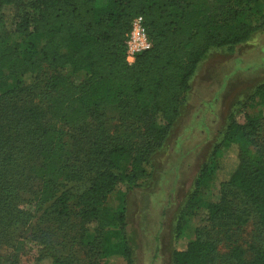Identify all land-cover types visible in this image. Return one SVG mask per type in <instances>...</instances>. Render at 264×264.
I'll use <instances>...</instances> for the list:
<instances>
[{
  "label": "trees",
  "instance_id": "16d2710c",
  "mask_svg": "<svg viewBox=\"0 0 264 264\" xmlns=\"http://www.w3.org/2000/svg\"><path fill=\"white\" fill-rule=\"evenodd\" d=\"M139 15L151 48L129 64L127 34ZM263 29L264 0H0V264L1 247L21 249L31 228L21 192L35 187L45 212L62 223L71 204L78 207L80 242L102 259L118 255L134 264L126 206L113 209L109 194L152 179L153 156L209 52ZM66 67L82 79L75 83L61 72ZM16 79L19 85L8 87ZM262 105L264 81L230 115L202 166L186 206L201 223L185 240L182 213L172 264H264ZM104 107H117L124 120L146 118L140 141L110 134ZM228 149L236 152L234 168L221 153ZM219 175L221 200H205ZM251 221V239L242 241ZM40 258L74 264L52 247Z\"/></svg>",
  "mask_w": 264,
  "mask_h": 264
},
{
  "label": "rangeland",
  "instance_id": "374dc122",
  "mask_svg": "<svg viewBox=\"0 0 264 264\" xmlns=\"http://www.w3.org/2000/svg\"><path fill=\"white\" fill-rule=\"evenodd\" d=\"M61 72L75 83L82 79V75L74 73L70 67ZM18 79L12 80L8 87L19 85ZM263 81L264 29L233 48H213L199 64L191 79V88L184 96L182 114L164 147L153 156L152 179L135 189L119 184L107 199L113 209L122 204L126 206L134 264H172L176 227L184 212L181 220L186 225L183 238L193 236L192 231L201 220L186 206L200 170L211 160L216 145L223 139L230 115L242 108ZM260 109L264 115V105ZM102 111L110 134L129 135L132 141H140L146 118L124 120L117 107H104ZM158 123L164 124L159 120ZM221 153L229 160L230 168L237 165L234 150H222ZM223 179L225 177L219 175L208 182L205 200H221ZM35 191L37 187L21 192L22 205L33 212V223L24 236L21 249L10 245L1 247L6 264H51L49 259L40 258L50 247L74 264H127L118 255L102 259L96 249L80 242L82 220L78 207L71 204L70 216L62 223L45 212L46 205L37 201ZM246 228L247 236L242 241L251 239L255 224L251 221ZM94 235L89 233L88 237ZM222 250L226 248L222 247Z\"/></svg>",
  "mask_w": 264,
  "mask_h": 264
},
{
  "label": "built area",
  "instance_id": "2783aa9c",
  "mask_svg": "<svg viewBox=\"0 0 264 264\" xmlns=\"http://www.w3.org/2000/svg\"><path fill=\"white\" fill-rule=\"evenodd\" d=\"M151 48V41L147 34L144 18L136 16L131 23L130 31L126 39V59L129 64L133 63L136 56Z\"/></svg>",
  "mask_w": 264,
  "mask_h": 264
}]
</instances>
